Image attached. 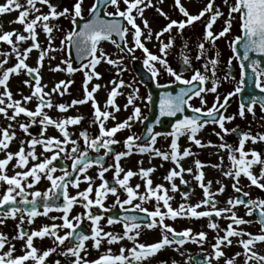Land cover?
<instances>
[{
  "label": "snow or ice",
  "instance_id": "6c2138e0",
  "mask_svg": "<svg viewBox=\"0 0 264 264\" xmlns=\"http://www.w3.org/2000/svg\"><path fill=\"white\" fill-rule=\"evenodd\" d=\"M158 2L162 3L163 0H158ZM222 2L228 12L224 26L218 33H213L211 29L224 13L220 6L214 7L215 0H208L197 15L190 14L181 4V0H174L175 8L186 18L179 21L170 19L166 13L157 8V11L165 20H168V23L155 33L149 27L147 20L143 19L144 9L154 6L152 0H93L87 9V17L83 14L84 0H75L71 10L63 8L60 11L51 0H24V3H21V0H5L4 3H0V15L18 12L16 19L9 23H19L23 26L22 33L14 29L0 32V43L8 46V50H0V88L3 89L0 91V117L8 121L5 127H0V151L5 152L4 158L0 159V185L6 186L0 193V224H4L7 219H18L16 235L11 239L24 242L22 245L23 254L14 256L15 245L9 241L5 234L0 233V250L5 249L6 244L8 245L6 251H0V264H26L28 261H31L32 264H47V258L53 253L64 257L63 262L56 260L54 264H142L143 261L154 257L165 247L173 245L176 246L173 251L178 252L181 256L185 255L181 249L189 242L198 244L203 250V244L207 239L205 231L201 230L195 234L190 228L176 231L171 225L165 223L166 218L175 220L178 217L208 218L207 228L216 233L214 243L210 244V253L204 255L202 259L189 254L184 264H190V262L212 264L213 261L219 264L220 259L225 257L222 249L233 244L232 237L239 238L237 244L242 247L243 252H236L231 257L225 258L224 264H236V257L241 255L244 257L243 264H250V262L264 264V254L253 250L256 243H264V198H251L250 193L244 191V188L240 186V178L243 176L250 182L245 187L255 186L264 192V159L254 149L245 150V144L248 141L253 144L264 142V133L252 135L250 132L241 131L238 127L228 129L225 127V123L234 120L236 115L224 114L230 98L243 92L246 83V69L248 68L252 72L253 92L249 93L246 99L241 97L238 115L244 119L247 112L255 117L254 108L257 105L264 113V67H261L260 59L250 55L255 54L256 57L264 58V0H222ZM121 3L124 5L123 8H121ZM37 4L46 5L48 12H42ZM109 7L114 11H107ZM206 13H210V16L204 25L203 39L196 45L197 54L195 56L197 61L203 59L204 62L201 65L203 71L194 68L190 57L185 54L188 48L187 42H184L180 52L182 68L179 71L174 70L167 59L169 50L175 43L171 34L173 28L183 37V30L199 21ZM61 17L68 19L72 27L64 33L63 39L60 40V47L56 48L53 45L52 33L54 30L60 31L61 29L58 24L50 22ZM137 17L141 18L143 28L147 29L146 34L136 23ZM234 20L238 23L240 34L229 41L233 56L227 61L229 72L225 73L224 79L231 78L230 69L234 58L241 62L240 80L233 91L224 95L222 101L217 94L212 106L205 109L206 101L203 94L217 93L220 83L216 75L220 53L217 51L213 57H208L205 43H211L215 48L216 41L230 33ZM38 28L46 37V46L38 41ZM165 33L169 34L167 42L161 39ZM129 34H131V46L126 39ZM114 36L119 40L113 39ZM153 38L158 42L159 55L152 53L146 47V41H151ZM29 41L30 43H28ZM102 41L111 42L118 52L116 54L106 53L99 47ZM21 45L25 46L21 47ZM33 50L37 51L38 56L36 65L30 66L26 61ZM137 50L142 52V66L158 89L171 88L172 84L184 86L179 87L175 94L172 91L160 92L159 113L154 124H160L161 117H176L178 113H184L186 108L193 113L191 116L185 115L182 119H177L171 125V132L163 134L171 137L170 151H161L154 147L157 136L161 133L154 131V124H148L144 133L127 135L123 140L125 150L116 152L112 146L120 141L114 138L115 135L125 129L131 132L134 123L144 124L147 119L146 116H143L141 108L135 103L136 100L141 99L138 95L139 89L132 88V84H126L123 79L113 78L108 81L112 87L103 107H101L94 94L101 87H107V85L93 84L91 90L88 87L93 79L102 78L101 74L96 71L97 65L104 62L116 70V76H120L127 71L123 65L124 57H130L132 60L137 59L135 56ZM241 50L242 55L240 54ZM73 51L75 52L74 58L71 56ZM54 52H67L68 55L55 66L49 64V71L63 72L69 76L76 71L83 72L82 99H73L71 103L53 102V94L63 96L68 93V88L73 83L71 80H59L49 91L44 90L48 86L42 84L41 69L44 67L46 58L49 61L56 59L54 55H50ZM113 55H116L117 58L113 59ZM74 61L79 63V68L73 66ZM245 61L248 63L245 64ZM161 69L172 78L167 84L157 82L158 77L162 74ZM184 72H191L192 75L190 78H185ZM209 72L211 76L208 75ZM21 73L27 77L22 83L30 89V94L24 95L20 91L17 93L20 99H14L13 93L9 89V80L11 76H19ZM209 81L211 87L206 88L205 85ZM125 87L132 91L128 94L123 109L127 111L131 106L132 111L124 120L108 127L107 121L110 119L115 121V113L121 110L115 100L117 96L123 95L119 89ZM194 97L200 99V107H194L190 103ZM33 100L36 101L34 109L26 107ZM146 100L151 103L152 96L149 95ZM89 102H91L92 108V119L89 126L95 125L98 129L94 136L84 129L79 132L76 139L72 138L74 134L69 131V126L79 125L84 119L83 116L53 118L45 111V109L55 108L63 114L67 113L69 108ZM21 115L26 118L27 122H22L19 119ZM36 123L40 125L39 137L32 136L28 140H20L19 149L15 153L7 151L10 143L16 139V127L25 135L30 136L29 129ZM208 124H214L220 129L219 132H215V135L222 141L219 145H212L210 141L206 145L197 138V134ZM49 128L55 129L58 135H46ZM231 133L237 135V146L224 142V137ZM181 136H187L188 140L197 147H218L221 151L227 152L230 167L223 172V175L233 180L231 187L237 195L229 197L225 201L224 207H218L219 201L215 199V196L223 193L225 186L217 181L216 183L220 184V187L216 192L211 191L212 181L204 182V173L201 169L205 165L200 160L194 161L197 171L193 178L202 189L203 198L196 204L187 203L192 192L189 189V191L180 192L184 202L178 208L174 209L171 206L170 201L174 197L168 193L179 191L174 180L179 178L180 184L187 186L188 181L183 178V174L185 172L192 174L193 172L192 168L185 169L180 163L184 158L194 155L189 148L180 151L178 139ZM80 141L83 142V149ZM25 145H27V151ZM37 145L42 148L39 156L35 151ZM101 150H103V154H101ZM90 151L95 153V156H90ZM134 153L139 155L147 153L151 157H159L163 161L171 160L175 167L164 176L170 187L165 188L162 184L153 187L152 180L149 178L150 174L155 171L152 167L147 169L139 167L136 172L131 169L125 171L121 167L120 161ZM109 156L113 163L105 166V158ZM29 158L32 161L39 160L40 162L34 163L30 168L24 170L29 163ZM13 159L16 161L13 168H19L21 171H16L10 176L6 169ZM58 160L71 161L70 167L64 165L58 169L54 164V161ZM220 160L222 163L223 157H220ZM137 164L142 165L143 160L137 161ZM255 165H260L259 175L252 171ZM93 166L98 169L96 178L100 181L95 187L94 178L87 175L88 169ZM210 166L220 167L219 164ZM110 170L113 173L111 184L105 178V173ZM57 171L62 174L55 175ZM133 176H139L144 181L143 193L139 191L140 184L135 187L130 185L129 181ZM42 179L49 182L47 190L43 192L28 191L34 189ZM81 183H86L87 187L77 191L75 195H70L69 186L79 189ZM109 195L115 199L112 205L106 207L105 200ZM29 197L31 198L29 199ZM150 200L155 201L154 210L151 211L143 206ZM134 201L138 202L134 203ZM77 204L84 211L70 216L73 207ZM241 205L246 210V216H256L255 221L245 220L237 215L235 209ZM41 207L43 211L39 210ZM117 207L121 214L107 215ZM162 208L166 211H162ZM94 209L95 211H93ZM52 211L60 212L62 215L49 216ZM38 216L48 217L53 223L45 224L38 230L31 231L22 227L25 220L31 225L34 218ZM220 218L230 221L226 228L220 227L218 222ZM105 219L109 227L120 224L123 228L122 233L104 231L101 221ZM56 220L62 222L57 224ZM85 221L89 222L90 232L83 227ZM253 223L260 225L259 234H252L243 229L237 230L233 227L234 225ZM157 227L161 230V238L157 242L151 244L138 242L142 229L151 230ZM61 230H66L63 235L59 234ZM220 232H223L224 235L221 236ZM45 237L49 238L54 246L41 252L34 246V238L43 240ZM89 240L92 241L91 247L97 251L102 243L113 245L123 240L132 242V247L121 246L119 254H113L109 247L97 259L90 261L87 259L88 248L86 247V242ZM58 248L59 252H57ZM158 264H168V261L161 260ZM171 264H179V262L172 260Z\"/></svg>",
  "mask_w": 264,
  "mask_h": 264
},
{
  "label": "rangeland",
  "instance_id": "374dc122",
  "mask_svg": "<svg viewBox=\"0 0 264 264\" xmlns=\"http://www.w3.org/2000/svg\"><path fill=\"white\" fill-rule=\"evenodd\" d=\"M190 0H181V4L186 8V10L192 14V15H197L200 10L205 7V5L207 4L208 0H195V6L191 7L189 9H187V5L190 4L189 2ZM5 0H0V3H4ZM21 3H24V0H21ZM75 3V0H63L61 1L60 5L57 7V10L60 11L63 8H69L71 10L72 5ZM93 3V0H84L83 3V9H84V16L87 17L88 12L87 9L90 7V5ZM153 7H147L144 9L143 12V19L147 20L149 27L152 29L153 33H155L156 31H159L162 27H164L167 23L168 20H165V18L163 16L160 15V13L157 11V8H160L164 13H166L168 15V17L170 19H174V20H181V19H186L185 17H183L178 9L175 8L174 6V0H163L162 3H159L158 0L153 1ZM218 5L221 8V11L224 13L223 16L219 17L217 19V21L213 24V27L211 29V31H213V33H218L219 31L222 30L223 26H224V21L227 18V12L228 9L227 7L223 4L222 0H215V4L214 7ZM37 6H39V8L41 9L42 12L47 13L48 12V8L46 5H39L37 4ZM124 5L121 3V8H123ZM107 11L112 12L114 11L113 8L109 7L107 9ZM11 13V12H10ZM6 14V13H5ZM135 15V12L133 13ZM4 14L0 15V32H3V24H2V17ZM7 16V15H6ZM18 16V13L16 14L15 18ZM210 13H206L204 17H202L199 21L194 22L191 26L186 27L183 30V37H181V35L177 32V30L175 28H173L172 30V36L175 39V43L174 46L169 50V55L167 57L168 59V63L169 65L174 69L177 70L178 67V63L180 61V52L183 48V44L184 42H187L188 44V48L186 50V53L190 59H191V63L192 66L196 69H200L201 71H203V68L201 67L202 63L204 62L203 59L200 61L195 60V56L197 54V48L196 45L201 42V40L203 39V35L204 33L202 32L201 28L199 27L202 23L206 22L209 19ZM8 17V16H7ZM50 23H54V24H58L60 26V31H56L54 30L52 35H53V45L56 48L60 47V40L63 39L64 33L68 30L71 29L72 25L69 22L68 19H65L63 17L59 18L56 21H51ZM136 23L138 25H140V27L142 28V30L145 32V34L147 33V29L143 28V23L141 21L140 17H137ZM18 25H20L19 23H17ZM21 27L23 28V26L21 25ZM238 27V23L237 21H233L232 24V28L229 34H226L225 37H222L220 39H218L216 41V46L215 48L212 47L211 43H205V47L208 49L207 52V56L208 57H213L215 55V53L218 51L220 53L219 56V64L217 65V69H216V75L219 78V86L217 89V93H205L204 95V99L206 101L205 104V109L208 107H211L215 96L217 94H219L221 101L223 100L224 95H226L228 92H231L234 90V88L237 86V81L236 80H225L224 76L225 73L227 71V69H229L227 61L230 58V56L232 57L231 51L229 50V48L225 49L224 51V46L228 47L227 44L228 42L234 38L235 36H237V28ZM40 30L39 28L37 29V31ZM23 31V30H22ZM22 31H20L22 33ZM39 35H41L43 37V46H46V37L44 35V33L42 32V30L38 31ZM168 33H165L163 37H161V39H163L165 42H167L168 39ZM126 39L129 42V46H131V34H129ZM227 42V44H226ZM30 43V41L28 42ZM104 45V48H102L101 45ZM25 45H21V47H24ZM100 48H102L106 53H110V54H116L118 52V50L115 48V46L109 42V41H104L101 42ZM146 47L154 54L159 55L158 52V42L155 40V38H153L151 41H146ZM0 50H8V46L0 43ZM50 55H54L56 57L55 60H52V64L49 60H47V58L44 61V67L41 69V75H42V84H47V88H45V91H49L54 84L59 81V80H71L73 81V83L69 86L68 88V93L60 96L57 94H53L52 96V100L54 103H71V101L73 99H82L83 98V79H84V75L83 72L81 71H77L75 73H73L72 75H67L66 73L61 72V74L63 76H60L59 74H55L54 72L49 71V64H51L52 66H55L56 64H58L60 62L61 59H64L67 56V52L61 53V52H54V53H50ZM31 56V54H30ZM30 56L29 59L27 60V62H29L30 66H35L36 65V59L35 60H30ZM38 56V53H37ZM135 56L137 57L138 60L142 61L143 59V55L142 52L140 50H137L135 53ZM113 59L117 58L116 55L112 56ZM132 59L130 57L125 56L123 59V65L127 68V71L123 72L120 76H116L115 72L116 70L114 68H112L110 65L101 62L99 65H97L96 67V71L99 72L101 74V79L96 80L93 79L90 83H89V90H91V87L93 84H101L102 82H105V80L108 79H123L125 81L126 84L131 83L132 84V88H138L139 92L138 95L141 99H138L135 101V103L141 108L142 114L143 116L148 117L149 111L147 109V106L145 105V103H147V95H146V90L145 88L140 85L136 79V77L133 74V71L130 67ZM234 63V62H233ZM157 67H159V65H157ZM231 67H233V64L231 65ZM234 67H236L234 65ZM237 68V67H236ZM86 71V70H85ZM108 72V75L106 73ZM161 75L158 77L157 82L161 83V84H167L169 83V81L172 79L171 77H169L167 75V73L163 72V70L161 69ZM54 74V75H53ZM192 75L191 72H184V77L185 78H190V76ZM209 76H211V73H208ZM240 75V74H239ZM12 77V78H11ZM10 78L13 79V81L16 80V82H14V84L9 83V89L10 91L13 93V98L14 99H20V96L17 94L18 92L22 91L24 95H29L30 94V89L26 86H24V84L22 83V81H24L25 79H27V77L21 73L19 76H11ZM11 82V81H10ZM206 88H210L211 87V82L209 81L208 83H206L205 85ZM3 89L0 88V91H2ZM119 91H121L123 93V95H120L119 97L121 98H125V103L127 102V96L128 94L132 91V89L130 88H123V89H119ZM100 93V89L98 90V92L96 93V95L98 96V98L96 99L97 101L101 102V107H103L104 104V100L102 98V95L99 94ZM104 95V94H103ZM104 96H106L107 99V94H105ZM118 97V96H117ZM116 97V98H117ZM230 105L227 106V110L224 112L225 115H236V118L234 119V121L231 122H226L225 123V127L228 129H232V128H236L238 127L241 131L244 132H250L252 135H256L257 133H264V113L261 112V110L255 106L254 111H255V117H253L252 114L249 113H245V118L241 119L238 115V98L237 95L232 96L230 98ZM36 101L33 100L32 102H29L26 107H28L29 109H34ZM190 103L194 106V107H200V99L198 97H194ZM124 110V109H123ZM46 112H48V114L53 117H59V116H83L84 119L81 121V123L79 125H74V126H69V131L72 132L73 135V139H76L78 137V134L81 130L87 129L88 132L91 135H95L98 132V129L95 125L93 126H89L90 121L92 119V108L91 106L89 107V105L87 104L86 106H80L77 105L75 107L69 108L67 113H59L55 108L49 110V109H45ZM132 109L131 106L129 107V110L126 111V116H128L131 113ZM19 119L22 122H27L26 118L23 117V115H21V117H19ZM7 123V122H4ZM8 124V123H7ZM6 124V125H7ZM32 126L35 127H40V125L38 123L33 124ZM142 124L140 123H134L133 127L131 129V132H129V130L125 129L121 132H118L115 135V139L120 141V143L114 145V150L116 152H120V151H124V147H123V140L127 137V135L131 134V133H135L137 135H140L142 133V129H141ZM31 130V127L29 129V132ZM16 131V135L20 136H24L28 139H30L32 136L30 135H25L22 131H20V129L18 127L15 128ZM220 129L214 125V124H208L206 125L198 134L197 137L200 138L201 142L203 144H208V142L210 141L212 143V145H219L222 141L220 140V138L215 135V132H219ZM234 133H231L227 136L224 137V142H227L228 144H231L233 146H237L238 145V140L237 138H234L233 136ZM46 135H51V136H56L58 135V133L56 132L55 129L53 128H49ZM39 137V136H36ZM171 142V137L170 136H165V135H159L157 136V140H156V144H155V148L161 150V151H170L169 145ZM81 144V148L83 149V142L80 141ZM178 144H179V148L180 151L182 152L184 148H189L192 153H194L193 156H191L192 158H189L186 162H184L185 164H187L189 167H184V165L182 164V167H184L185 169L187 168H192L193 172L192 174H189L187 172H185L183 174V178H185L186 181H188L189 183L192 182H196V185L198 184V182L193 178L194 174L196 173V168H195V164L194 161L195 160H200L204 165H205V169L207 170V172H205V180L208 179L209 176H215L217 174H221L223 175L224 171H227L230 167V161L228 160V154L226 151H221L218 147H197L195 144L191 143L187 136H181L178 139ZM69 147H71L69 145ZM27 148V147H26ZM36 149H39L40 153L42 151V148L37 145ZM35 149V150H36ZM254 149L256 150L258 153L262 154L264 151V142H258L253 144L251 141L246 142L245 144V150H251ZM28 150V149H27ZM101 154H103V150H101ZM47 155V154H46ZM90 156H95V153L93 152H89ZM137 154H133L131 156H135ZM142 158L147 162V164H149L152 168L155 169V171H159L160 174L157 175L155 182L157 184H162L164 185L165 188H168L169 186V182L166 181L164 179V176L167 175L168 171L170 169H173L175 167V165L171 162V160L168 161H163L162 159H160L159 157H151L149 154H143L141 155ZM189 156V157H190ZM220 157H223V162L221 163ZM261 158L264 159V154L261 155ZM136 159V158H135ZM40 161H33L30 163V165L27 168H30L34 163H39ZM111 156L106 157L105 158V166H107L108 164H111ZM122 162V161H121ZM127 161H125L126 163ZM136 162V161H134ZM60 163L62 164V166L64 165H69L71 164V161L69 160H58V161H54V164L57 166V168L59 169V165ZM219 164L220 167L219 168H214L211 167L210 165H216ZM208 168V169H207ZM125 171H127L126 169H124ZM17 171V170H16ZM15 170L13 171L16 172ZM97 171L98 169L93 166L92 168L88 169L89 173H93L94 179L97 176ZM111 172L112 170H110L108 173H106V179H110L112 180V176H111ZM12 174V175H13ZM62 173L60 171H57L55 173V175L59 176ZM156 174V173H155ZM185 175L187 177H185ZM11 176V175H10ZM224 176V175H223ZM225 177V176H224ZM241 176L240 178V184L242 185H247L250 182L247 180V178ZM222 178V177H221ZM227 180H224L222 178V180L220 181L222 184H225V182L228 183H233L232 179L230 177H225ZM97 179V178H96ZM241 179H243L241 181ZM46 179H42L41 181L45 182ZM97 183L99 184L100 181L99 179H97ZM176 180V181H175ZM174 180V183H180L179 178H176ZM139 184L142 186L140 192L143 193L144 192V181H142L141 179H139ZM142 181V182H141ZM214 182V181H213ZM212 182V183H213ZM216 183V182H215ZM133 184V183H132ZM3 186V185H0ZM198 186V185H197ZM135 187V186H133ZM154 187V186H153ZM4 188V187H3ZM188 188V185L186 186V189ZM69 194L70 195H75L74 191H72V187L69 186L68 188ZM168 195L172 196H179V191H177L176 193H172L169 192ZM172 196V197H174ZM124 198V197H123ZM114 197H112L111 195H109L107 197V199L105 200V206H109L110 203L113 201ZM110 201V202H108ZM198 201H195L191 198L188 199L187 203L189 204H196ZM154 204L155 201L150 200L148 202H146V208L148 210H154ZM179 204H175V208H178ZM78 205V204H77ZM76 206V205H75ZM79 206V205H78ZM84 210L82 209V212ZM95 211V209L93 210ZM167 219V218H166ZM168 222L171 221L173 223L174 220L171 219H167ZM201 221L200 219H195L194 221ZM103 222L106 223V219L104 221H101V224H103ZM84 223H86V225H89L88 221H85ZM182 223V224H181ZM185 223H183V221H181L179 223V225L176 226V229H179V226L182 227L184 226ZM6 225V224H5ZM8 226L10 225H15V224H7ZM16 226V225H15ZM9 228V227H8ZM89 229V228H88ZM104 231L105 230V226H104ZM108 231V230H107ZM112 231V230H111ZM122 229L118 230V232L116 233H122ZM147 234H149V240H159L161 238L160 236V228H154L151 230H146ZM194 231L196 232L197 229H194ZM13 232V231H12ZM114 232V231H112ZM16 235L14 232L9 235V237H12ZM154 238V239H153ZM152 239V240H151ZM92 244V241L89 240L86 243V246H88L89 244ZM50 247V245H49ZM169 250L172 249V247H168ZM119 249L120 247H116L114 254H119ZM167 250V251H169ZM184 252V251H183ZM162 254V253H161ZM166 256V261H168V264L170 263V259H171V254H164ZM160 256V255H159ZM158 256V257H159ZM88 259V258H87ZM51 262L53 261V259H50ZM151 260V261H150ZM148 264H157V257H154L152 259H150ZM50 262V261H49ZM48 262V263H49ZM51 264H54V262H52Z\"/></svg>",
  "mask_w": 264,
  "mask_h": 264
},
{
  "label": "flooded vegetation",
  "instance_id": "af4514ba",
  "mask_svg": "<svg viewBox=\"0 0 264 264\" xmlns=\"http://www.w3.org/2000/svg\"><path fill=\"white\" fill-rule=\"evenodd\" d=\"M226 44H227V42H226ZM229 45V42H228V44H227V46ZM226 46V45H225ZM223 47L224 48V51L223 52H225V49L226 48H228V47ZM250 158V157H249ZM110 163H113V160L111 159V162ZM61 167H62V165H61ZM259 170H260V165H255V166H253V168H252V171H253V173L254 174H256V175H259ZM108 173V172H107ZM87 175H89V176H91V177H93L94 178V176H93V173H89V172H87ZM107 174L105 173V176H106ZM121 175H123V174H121ZM185 177H187L186 175H185ZM224 179V180H227L223 175H222V173L220 174H217V175H215V176H209L208 177V179L207 180H205V178H204V182L205 183H207V181H214L213 183H212V185H211V191L212 192H216L217 191V189L220 187V184H217V183H215V182H217V181H221L222 180V178ZM185 179V178H184ZM216 179H218V180H216ZM95 181H96V185H98V183H97V179L95 178L94 179ZM176 181V180H175ZM233 181V180H232ZM129 183L131 184V182L129 181ZM42 186V188L39 190V191H41V192H43V191H45V190H47V188L49 187V182L47 181V180H45V182H43L42 181V183H40ZM198 185V184H197ZM196 185V182H192V183H189L188 184V188L186 189V186L185 185H182V184H178L177 183V186H178V189H179V196H180V192L181 191H189V189H191L192 190V192H191V195H190V197L189 198H191V199H193V200H195V201H199V200H201L202 198H203V195H202V189L199 187V186H197ZM224 186H225V191L223 192V193H221V194H218V195H216L215 196V199L217 200V201H219V204H218V207H224L225 206V201L229 198V197H235L236 195H237V193H235L234 191H233V189H232V187H231V185H232V182L231 183H228V182H225V184H223ZM248 185V184H247ZM240 186L241 187H243L244 188V191H247V192H249L250 193V197L251 198H257V197H260V198H264V192H262L260 189H257L255 186H251V187H245L246 185H242V184H240ZM3 187H6V186H0V193H2V191H3ZM168 187H170V185L168 186ZM28 191H31L30 189L28 190ZM72 191H74L73 189H72ZM74 194H75V191H74ZM181 197V196H180ZM31 197H29V199H30ZM19 199V198H18ZM115 199V198H114ZM114 199H113V201L110 203V205H112L113 204V202H114ZM122 199H123V196H122ZM247 199V198H246ZM135 202H138V201H134V203ZM57 203H59V201H57ZM109 205V206H110ZM145 208L147 207L146 206V203L143 205ZM39 210L40 211H43V208L41 207V208H39ZM113 210H118L119 212H120V209H119V207H117V208H114V209H112V211ZM199 210H203V209H199ZM150 211V210H149ZM235 211H236V213H237V215L239 216V217H243L245 220H252V221H255V219H256V216L255 215H253V216H246L245 215V209H244V207L241 205V206H237V208L235 209ZM53 212H56V211H52V212H50L49 213V216L53 213ZM56 213H59L60 215H62V213H60V212H56ZM136 214H142V213H136ZM108 215V214H107ZM44 218H46L45 216H38V217H36V219H37V221H35V220H33V223L31 224V225H29L28 223H27V220H25V223H24V225L22 226L23 228H25V229H27V230H29V231H31L32 229H33V227L35 226L34 225V222H39L40 223V226L39 227H36V229H39L40 227H42L43 225H44V223H43V219ZM215 219V218H214ZM195 220V218H184V220H183V223H185L184 224V226H182V227H180L179 226V229H176V226L177 225H179V224H175V222L176 221H174V224L176 225H174L175 227H173L176 231H181V230H183V229H188V228H190V229H192V232H193V234H195V233H198L199 231H201V230H203V231H205L206 233H207V239H206V241L204 242V244H203V250L201 249V247L198 245V244H193V243H186L184 246H183V248L181 249V251H184L185 252V255L184 256H181L178 252H175V251H173L174 252V256L175 255H178L179 257H180V259H181V262H180V264H184V261L185 260H187V258H188V255L190 254L192 257H196V258H200V259H202L203 258V256L204 255H207L208 253H210L211 252V247H210V244L211 243H214V237H215V235H216V233L215 232H213L211 229H209V228H207V223H208V218H200V220L201 221H194ZM219 224H220V227L221 228H226V226H227V224L230 222V221H228V220H226V219H223V218H220L219 219ZM18 223V219L17 220H13V219H7L5 222H4V224H0V233H3V234H5L8 238H9V241L12 243V244H15L16 246H15V252L13 253V255L14 256H19V255H22L23 254V250H22V245H23V241L22 240H12L11 238L12 237H9V235H11L13 232L16 234V224ZM6 224V225H5ZM7 224H15V225H10V226H8ZM117 226H119L122 230H123V228L120 226V224H116ZM9 227V228H8ZM234 228H237V230H240V229H243V230H245V231H247V232H250V233H252V234H259V230H260V225L259 224H256V223H253V224H246V225H240V226H236V225H234L233 226ZM194 229H197V231L195 232L194 231ZM147 229L145 228V229H142L141 230V235L138 237V242L139 243H143V244H151V243H155V242H157L158 240H152V241H150L149 239V236H148V234L146 233L147 231H146ZM13 231V232H12ZM64 231H66V230H63L61 233V235H63V233H64ZM221 236H223L224 235V233L223 232H220L219 233ZM245 238H247V237H245ZM35 239V238H34ZM47 239V240H46ZM154 239V238H153ZM232 240H233V244L231 245V246H229V247H224L222 250L224 251V253H225V257H222L221 259H220V261H219V264H224V259L225 258H229V257H231L234 253H236V252H243V249H242V247H240L238 244H237V240L239 239L238 237H232L231 238ZM43 240H46V241H51L49 238H47V237H45V239H43ZM43 240H41L40 238L37 240V242H35V240H34V245H35V247L37 248V249H39L41 252L43 251V250H45V249H47V248H49V245H50V247L52 246V244H45V243H43L42 241ZM124 241V240H123ZM18 245H17V244ZM124 246L125 247H132V244H129V243H132V242H130V241H127V240H125L124 241ZM128 243V244H127ZM173 246H175V245H173ZM7 247H8V245L6 244L5 245V249H3V250H0V251H6L7 250ZM176 247V246H175ZM174 247V248H175ZM253 250L254 251H257L259 254H264V243H261V242H258V243H256V245L254 246V248H253ZM60 251V249L58 248L57 249V252H59ZM163 251H164V249H162V254L160 253V254H156L154 257H157V264H158V262L159 261H161V260H165L166 261V256L163 254ZM176 253V254H175ZM56 254V253H55ZM160 255V256H159ZM159 256V257H158ZM154 257H150L149 259H147V260H145V261H143L142 262V264H148V262H149V260L150 259H152V258H154ZM172 257H173V255H172ZM50 259H53V257H52V255L50 256V257H48L47 258V264H51L52 262H54V261H56V260H54L53 259V261L51 262V260ZM243 259H244V257L241 255V256H239V257H236V264H243ZM50 261V262H49ZM151 261V260H150ZM49 262V263H48ZM26 264H32V262L31 261H28V262H26ZM153 264V263H152ZM190 264H193V262H190ZM212 264H217V262L216 261H213L212 262ZM250 264H254V262H250Z\"/></svg>",
  "mask_w": 264,
  "mask_h": 264
},
{
  "label": "bare ground",
  "instance_id": "6f19581e",
  "mask_svg": "<svg viewBox=\"0 0 264 264\" xmlns=\"http://www.w3.org/2000/svg\"><path fill=\"white\" fill-rule=\"evenodd\" d=\"M153 1H155L156 2V0H153ZM190 2V4H188L187 5V9H189V10H191L190 8L191 7H193V6H195V0H190L189 1ZM37 7H39V6H37ZM18 12H11V13H6V14H4L3 15V17H2V19H1V21H2V24H3V31H11V30H16L17 32H20V31H22L23 30V28L21 27V25H18L17 23H9V21H13V20H15L16 18H15V16H16V14H17ZM8 17H7V16ZM38 31H40V30H38ZM38 41L42 44V45H44V43H43V37L41 36V35H39L38 36ZM102 46V48H104V45L102 44L101 45ZM31 54V56H30V60L32 61V60H35V58L37 57V51L36 50H33V52L32 53H30ZM27 62V61H26ZM51 62V64H52V60L50 61ZM28 64H29V62H27ZM55 74H59L60 76H63L62 74H61V72H54ZM106 73V72H105ZM107 75H108V72L106 73ZM54 75V74H53ZM12 78V77H11ZM10 78V80H9V83H12V84H14V82H16V80L15 81H13V79H11ZM110 79H108V80H105V82H102V85H107V87H101L100 88V95H102V98H103V100H104V102H105V100H106V96H104L105 94H108V92L110 91V89H111V87H112V85H110V84H108V81H109ZM11 81V82H10ZM104 94V95H103ZM94 96H95V98L97 99L98 98V96L96 95V93L94 94ZM99 102V104H100V106H101V102L100 101H98ZM115 102L120 106V108H121V110L119 111V112H117V113H115V115H116V120L115 121H113V120H109V121H107V126L108 127H111V126H113V124H115V123H117V122H120V121H122V120H124L127 116H126V111L125 110H123V105L125 104V98H121V97H117L116 98V100H115ZM88 105H89V107L91 106V102H89V103H87ZM87 104H84V105H80V106H86ZM128 110H129V108H128ZM127 110V111H128ZM232 121H234V120H232ZM4 122H7L8 123V121H6L3 117H0V127H5L6 126V124L7 123H4ZM198 138V137H197ZM27 140V138L26 137H24V136H18V135H16V139L15 140H13L11 143H10V145H9V148L7 149V151H10V152H13V153H15L16 151H18V149H19V146H20V140ZM198 139H200V138H198ZM27 145H25V150L27 151ZM36 151V154L39 156V154H40V151H39V149H36L35 150ZM264 154V151H263V153L261 154V155H263ZM4 156H5V152H3V151H0V159H3L4 158ZM136 158V159H135ZM188 158H191V157H186V158H184L183 160H181L180 161V163H181V165L183 164L184 165V167H189L187 164H185L184 162H186L187 160H188ZM140 160H143V164L142 165H138L137 164V161H140ZM122 161V162H121ZM120 161V163H121V167L123 168V169H126V170H129V169H131L132 171H134V172H136V171H138V168L139 167H143V168H145V169H147V168H149V167H151L149 164H147V162L142 158V156L141 155H139V154H137V155H135V156H128V157H125V158H123L122 160ZM125 161H127L126 163H125ZM134 161H136V162H134ZM31 162H33L30 158H29V163H28V165L26 166V169H24V170H27V167L30 165V163ZM16 163V161H15V159H13L12 161H10L9 162V165L7 166V169H6V171H7V174L8 175H12L13 174V171L15 170H17V171H21V169H19V168H13V165ZM201 171H203V172H207V170L205 169V167H203L202 169H201ZM156 173V174H155ZM160 174V172L159 171H153L151 174H150V179L152 180V183H153V186H155V184H156V182H155V179H156V177H157V175H159ZM139 179H140V177L139 176H133L131 179H130V182H131V186H135V185H137V184H139ZM216 180H218V179H216ZM143 181V180H142ZM141 181V182H142ZM40 183H42V181H40L36 186H35V188L34 189H30L31 191H33V190H40L42 187V185L40 184ZM133 183V184H132ZM155 183V184H154ZM96 186V181L94 180V187ZM87 187V184L86 183H81L80 185H79V189H76V193H77V191H80V190H83V189H85ZM141 188H142V186L140 187V189H139V191L141 190ZM172 196H174V195H172ZM108 202H110V201H108ZM184 201H182V198L180 197V196H174V198L170 201V204H171V206L172 207H174L175 208V204H179V203H183ZM199 210V209H198ZM162 211H166L165 209H163L162 208ZM78 213H82V208L80 207V206H78V205H76V206H74L73 207V209H72V211H71V213H70V216H74V215H76V214H78ZM50 216H60V214L59 213H56V212H53ZM178 220L175 222V224H179L181 221H183V220H181L179 217L177 218ZM34 220L35 221H37V219L36 218H34ZM62 221H60V220H56L55 221V223H57V224H60ZM43 223H44V225L45 224H51V223H53V221L52 220H50L48 217H46V218H44L43 219ZM165 223L166 224H168V225H171V227H175L176 225L174 224V222L172 223L171 221H169L168 222V220L167 219H165ZM103 224H104V226H105V230L107 231H114V232H118V230H120L121 228L119 227V226H117V225H113V226H111V227H109V226H107V224L105 223V222H103ZM182 224V223H181ZM34 225L36 226V227H39L40 226V223L39 222H34ZM175 225V226H174ZM33 227V229L32 230H38V229H36V227ZM121 226V225H120ZM122 227V226H121ZM63 230H61L60 231V233L59 234H62L61 232H62ZM152 231V230H151ZM149 235V234H148ZM39 238H35L34 240H35V242H37V240H38ZM45 239V238H44ZM47 240V239H46ZM46 240H43L42 242L43 243H45V244H52V241H46ZM125 241V240H124ZM124 241H121L120 243H118V244H113V245H108L107 243H102V245H101V247H100V249L97 251L96 249H93L92 247H91V243L88 245V246H86L87 248H88V255H87V258H88V260H95V259H97L101 254H103L104 252H106L107 250H108V248L110 247L111 248V250H112V253L114 254V251H115V249H116V247H121V246H124ZM17 244V243H16ZM128 244V243H127ZM129 244H132V243H129ZM15 245V244H14ZM18 245V244H17ZM16 246V245H15ZM35 246V245H34ZM54 245L52 244V246L51 247H53ZM175 246H172V249L171 250H169V248L168 247H166L165 249H164V251H163V254H168V253H170L171 254V259H170V263L169 264H171V262H172V260H176V261H178L179 262V264H180V262H181V259H180V257L178 256V255H175L174 256V252H173V248H174ZM167 250H169V251H167ZM160 253H162V250L161 251H159L158 252V254H160ZM176 254V253H175ZM172 255H173V257H172ZM52 257H53V259L54 260H61L62 262H63V260H64V257H61V256H59V255H57V254H55V253H53L52 254Z\"/></svg>",
  "mask_w": 264,
  "mask_h": 264
},
{
  "label": "water",
  "instance_id": "95a60500",
  "mask_svg": "<svg viewBox=\"0 0 264 264\" xmlns=\"http://www.w3.org/2000/svg\"><path fill=\"white\" fill-rule=\"evenodd\" d=\"M54 4H56V3H54ZM202 27L204 29V25ZM113 38L116 39V40H119L118 37L114 36ZM240 54L242 55V50H241ZM250 55L253 56V58L260 59L261 60V67H264V58L256 57L255 54H250ZM71 56L73 58L75 57V52L74 51L71 53ZM238 62H239V66H240L241 62L240 61H238ZM244 63L247 64L248 62L245 61ZM73 66L76 67V68H79V63L74 61ZM132 68H133V71H134L135 75L137 76L139 82L141 84L147 86L148 93H149V95L152 96V102L149 103V105H150V115H149V117L147 118V120L143 124L144 125L143 133H144L146 131V126L148 124H154L155 118H156V116H158V113H159L158 102H159L160 92H162V91H172L173 94H175V92L179 90V87H184V86L175 84V85L171 86V88H168V89H157L153 85V81L149 79V74L143 68L141 62H137V61L136 62H132ZM230 75H231V78H235L236 73H235V71L233 69H230ZM251 79H252V72H251V69L248 68V69H246V83L244 85L243 92L241 94H239V102H241V97L242 96L246 99L248 94L253 92V88L251 86ZM185 115L191 116V115H193V113L186 108L184 113H178L176 117H161L160 118L161 119V123L160 124H154V131L155 132H159V133H169V132H171V130H172L171 129V125L173 123H175V121L177 119H182ZM164 122H167L166 126H163ZM33 132H34L35 135H37V134H39L40 130L39 129H34ZM236 137H237V135H236Z\"/></svg>",
  "mask_w": 264,
  "mask_h": 264
}]
</instances>
